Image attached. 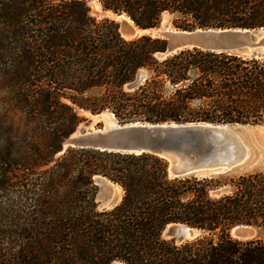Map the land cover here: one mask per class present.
I'll return each instance as SVG.
<instances>
[{
	"label": "trees",
	"instance_id": "obj_1",
	"mask_svg": "<svg viewBox=\"0 0 264 264\" xmlns=\"http://www.w3.org/2000/svg\"><path fill=\"white\" fill-rule=\"evenodd\" d=\"M90 0H0V264H264V171L171 176L156 154L67 147L92 115L264 124V58L125 37ZM139 28L264 26V0H96ZM96 176L120 188L96 202ZM198 230L164 234L173 223Z\"/></svg>",
	"mask_w": 264,
	"mask_h": 264
},
{
	"label": "water",
	"instance_id": "obj_2",
	"mask_svg": "<svg viewBox=\"0 0 264 264\" xmlns=\"http://www.w3.org/2000/svg\"><path fill=\"white\" fill-rule=\"evenodd\" d=\"M139 30L146 32L140 33ZM119 31L127 36L149 33L165 38V50L158 52L159 55L181 48L197 47L264 58V26L163 29L160 23L158 26L143 29L131 21V24L124 23L121 28L119 26ZM244 127L247 126L209 122L117 123L113 127L71 133L63 140L61 152L67 147L122 153L148 152L167 161V172L171 176L190 173L207 175L233 170L246 160L248 148L240 137V131ZM94 182L99 187L96 195L97 206H111L114 184L102 176H96ZM197 233L198 230L194 227L180 222L170 224L164 231L166 236L178 239L190 238ZM256 233V226L250 224H237L230 230L232 236L242 239L253 238ZM106 264L126 263L112 260Z\"/></svg>",
	"mask_w": 264,
	"mask_h": 264
},
{
	"label": "rangeland",
	"instance_id": "obj_3",
	"mask_svg": "<svg viewBox=\"0 0 264 264\" xmlns=\"http://www.w3.org/2000/svg\"><path fill=\"white\" fill-rule=\"evenodd\" d=\"M90 11L91 14L96 16V18L100 19L102 17H108L110 19H114L116 22L119 23V26L126 24H131L130 21L124 16H116L111 11H103L96 0L89 1ZM161 27L163 29H173L171 24L167 21V16L164 15L163 20L160 22ZM121 33V32H120ZM143 33V32H141ZM149 34V33H144ZM141 35V34H139ZM151 35V34H150ZM125 37H131L126 36ZM137 36V35H136ZM156 36V35H153ZM133 37V36H132ZM161 37V36H160ZM84 117L86 118L78 128L76 129L75 133L94 130L100 127L107 128L109 126H113L116 121L112 118V116L108 113H100L99 115H91L89 113H83ZM240 137L245 143L248 148V156L246 160L237 168L233 169L234 172L237 173H244V172H252V171H264V124L261 125H251L241 129ZM65 150V149H64ZM63 152V151H62ZM61 151L59 152L62 153ZM99 187L97 189L98 193ZM121 192V191H120ZM96 193V195H97ZM118 197V191L114 190V195L112 198V204L116 203ZM96 198V197H95ZM97 202V201H96ZM1 215V214H0ZM255 226V225H254ZM256 236L262 237L264 236V229L256 226Z\"/></svg>",
	"mask_w": 264,
	"mask_h": 264
},
{
	"label": "bare ground",
	"instance_id": "obj_4",
	"mask_svg": "<svg viewBox=\"0 0 264 264\" xmlns=\"http://www.w3.org/2000/svg\"><path fill=\"white\" fill-rule=\"evenodd\" d=\"M109 12V11H108ZM117 16V15H116ZM119 16H124V17H126L124 14H121V15H119ZM129 21H130V19L128 18V17H126ZM130 23H131V21H130ZM139 32L141 33V32H146V30H139ZM124 35V34H123ZM127 36V35H126ZM132 37V36H131ZM92 115V114H91ZM116 125V124H115ZM115 125H113V126H115ZM113 126H109V127H113ZM113 187H114V189H116L117 191H118V197H117V200L120 198V196H121V192H120V188L117 186V185H113Z\"/></svg>",
	"mask_w": 264,
	"mask_h": 264
}]
</instances>
